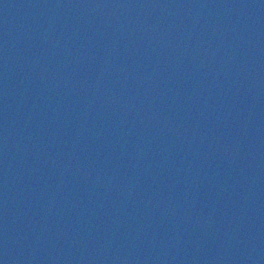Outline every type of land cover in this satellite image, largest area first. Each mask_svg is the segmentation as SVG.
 I'll list each match as a JSON object with an SVG mask.
<instances>
[{
  "label": "water",
  "instance_id": "1",
  "mask_svg": "<svg viewBox=\"0 0 264 264\" xmlns=\"http://www.w3.org/2000/svg\"><path fill=\"white\" fill-rule=\"evenodd\" d=\"M0 264H264V0H0Z\"/></svg>",
  "mask_w": 264,
  "mask_h": 264
}]
</instances>
